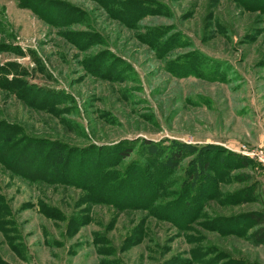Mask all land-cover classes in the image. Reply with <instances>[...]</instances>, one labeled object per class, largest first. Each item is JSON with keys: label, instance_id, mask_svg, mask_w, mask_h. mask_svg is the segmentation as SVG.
Masks as SVG:
<instances>
[{"label": "rangeland", "instance_id": "374dc122", "mask_svg": "<svg viewBox=\"0 0 264 264\" xmlns=\"http://www.w3.org/2000/svg\"><path fill=\"white\" fill-rule=\"evenodd\" d=\"M261 152L264 0H0V264H264Z\"/></svg>", "mask_w": 264, "mask_h": 264}, {"label": "trees", "instance_id": "16d2710c", "mask_svg": "<svg viewBox=\"0 0 264 264\" xmlns=\"http://www.w3.org/2000/svg\"><path fill=\"white\" fill-rule=\"evenodd\" d=\"M147 145H148V147L152 146L151 143H149ZM133 150H134V148L133 147H130V146L125 147V148H121V149L119 148V151H115L116 152L115 153V156H116V158H120L121 160L127 159L133 153ZM164 152H163V154H164ZM181 152H183V151H175V152L174 151L173 152L170 151V153H168V156L167 157H164L163 159L168 164L180 163L182 161ZM156 156H159V158H160V155H156ZM111 157H112L111 154H109V156L105 157V159L102 161V165H103L104 162L107 164L108 161H106V160H108ZM232 158H233L232 160H233V163L235 164V166L242 167V168H246L250 164V160L247 157H245V156L232 154ZM18 159H19V162H22V160H23V158H21V156L18 157ZM227 160H229V159H227ZM44 161H45V163L47 162V157L44 159ZM98 161H99V156L96 159V162L94 164L93 171L89 174L90 178L87 177L88 176V172L83 173V175H84L83 176V182H84V185H85L86 188H88L89 186H91V188H92L93 186L96 185L101 190V188L102 189L106 188L105 185L110 182L109 179H108V176H107L108 173L106 171H104L101 175L98 176L97 171L99 170V168H98L100 166L99 164H101ZM165 162L159 161L158 164H155V163L152 162L151 164L149 163V167L148 166H145L144 169L140 168V165H138L137 167H135L134 173L131 174V175H129L128 178L126 176L123 177L122 174H121V177H122L121 182H123L122 187L123 186H128V185L131 186V187L134 186L128 192L129 196H133L132 193L138 191V190H136V186H137L136 184H141L142 182H145V185H147L148 189L151 188L150 187V184L151 185L154 184V186L160 187V185L162 183H164V181L166 180V178L165 177H156V174L158 172L159 165H162ZM28 164L30 166H35V164L32 161H28ZM48 164H49V166L47 165L48 167H46V169H44V174H46V175H44L45 177H47L48 174L51 172L50 168L54 164V162L53 161L52 162L50 161ZM36 166H38V165H36ZM152 166H154V169L153 170L151 169ZM40 168L42 169L43 167L41 166ZM139 168L141 170H139ZM206 168H210V166L207 165V162H205V164L202 166V170L201 171L206 170ZM221 168L222 169H230V164L227 163V162L226 163H221ZM165 169L166 168L164 167V172H165ZM82 172H84V171L82 170ZM165 174H168V172H166ZM200 176H201V172H200ZM200 176L197 175V178H199ZM206 179L207 178L205 177V178H203L202 181L205 182ZM128 189L129 188H125L122 191H127ZM135 195L136 194L134 193V196ZM141 197H142V195H141ZM152 197H153V194L152 195H148V197H147V204L152 201ZM248 221L249 222H252L253 224H256L257 226H259V229H257L253 233V238L255 239V241L258 244H260V245L264 244V213H261V214H249V220Z\"/></svg>", "mask_w": 264, "mask_h": 264}, {"label": "built area", "instance_id": "2783aa9c", "mask_svg": "<svg viewBox=\"0 0 264 264\" xmlns=\"http://www.w3.org/2000/svg\"><path fill=\"white\" fill-rule=\"evenodd\" d=\"M259 159L264 162V154L262 152L259 153Z\"/></svg>", "mask_w": 264, "mask_h": 264}]
</instances>
